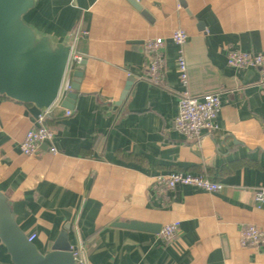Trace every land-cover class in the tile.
<instances>
[{
    "label": "crops",
    "instance_id": "crops-1",
    "mask_svg": "<svg viewBox=\"0 0 264 264\" xmlns=\"http://www.w3.org/2000/svg\"><path fill=\"white\" fill-rule=\"evenodd\" d=\"M136 1L148 17L128 0H41L31 13L57 40L86 32L74 48L84 73L73 113L65 114V94L46 116L57 154L48 145L22 154L19 143L41 111L0 96V191L43 254L68 224L87 264H264V246L239 242L242 226L264 228L255 199L264 189V82L259 69L227 63L229 50L264 51V0ZM177 28L189 34L188 91L222 101L218 127L195 139L173 126L183 90L170 39ZM158 36L166 40L163 85L144 78V42ZM171 172L201 174L223 189L156 191L154 177ZM117 220L161 228L179 221L180 229L166 241L113 226ZM0 264H12L1 238Z\"/></svg>",
    "mask_w": 264,
    "mask_h": 264
},
{
    "label": "water",
    "instance_id": "water-1",
    "mask_svg": "<svg viewBox=\"0 0 264 264\" xmlns=\"http://www.w3.org/2000/svg\"><path fill=\"white\" fill-rule=\"evenodd\" d=\"M148 17L136 0H128ZM41 0H0V96L35 105L40 111L52 107L59 98L73 49L71 35L57 40L40 30L29 16ZM183 6L185 3L181 0ZM73 72L72 91L66 94L64 106L74 107L80 88L83 66ZM124 90L122 99L126 97ZM113 226L160 232L161 225L137 220H117ZM69 225L59 233L52 250L41 253L29 241L26 232L15 220L7 195L0 191V238L12 264H77L69 241Z\"/></svg>",
    "mask_w": 264,
    "mask_h": 264
},
{
    "label": "built area",
    "instance_id": "built-area-1",
    "mask_svg": "<svg viewBox=\"0 0 264 264\" xmlns=\"http://www.w3.org/2000/svg\"><path fill=\"white\" fill-rule=\"evenodd\" d=\"M86 34L80 28L71 34L73 49L70 56L68 68L64 76L59 97L72 91L73 75L72 72L82 64L84 55L74 51L75 44ZM189 37L184 28L174 29L170 39L177 46V68L180 81L183 85L179 98V109L174 118V129L188 139L200 138L206 133H211L218 127L217 117L222 107L220 93L206 94L201 97L193 96L188 91V65L185 59L184 44ZM166 40L162 36L150 38L144 42V52L148 59L146 67V78L155 84H164L163 69L166 63L165 58ZM227 63L231 67L243 69L253 67L259 69L262 82H264V51L251 52L242 50H229L227 53ZM143 78V77H142ZM50 109L41 111L31 122V126L26 131L22 141L19 143L20 150L25 156H34L44 145H48L49 151L53 154L58 153L55 145L56 131L46 125L45 119ZM73 111L66 109L65 114L71 115ZM180 186H192L199 190L213 193L223 189V184L214 181L204 175L171 172L160 173L154 177V189L160 193L172 191ZM256 202L261 206L264 204V189H259L255 196ZM180 229V222L175 221L162 226L160 235L166 241L175 238ZM36 234L28 236L29 241H34ZM239 242L243 247L264 246V228L255 224H246L240 229ZM77 264H87L82 251L74 250Z\"/></svg>",
    "mask_w": 264,
    "mask_h": 264
}]
</instances>
